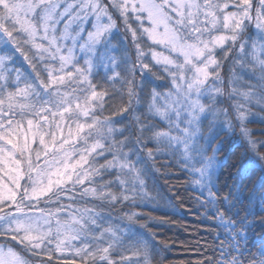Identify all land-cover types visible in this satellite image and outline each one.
<instances>
[{"label": "snow or ice", "instance_id": "6c2138e0", "mask_svg": "<svg viewBox=\"0 0 264 264\" xmlns=\"http://www.w3.org/2000/svg\"><path fill=\"white\" fill-rule=\"evenodd\" d=\"M256 121L264 0H0V264H163L160 158L222 230L207 264H264Z\"/></svg>", "mask_w": 264, "mask_h": 264}, {"label": "trees", "instance_id": "16d2710c", "mask_svg": "<svg viewBox=\"0 0 264 264\" xmlns=\"http://www.w3.org/2000/svg\"><path fill=\"white\" fill-rule=\"evenodd\" d=\"M248 127L255 138H264V123L256 121ZM224 139L227 141L226 151L238 152L228 137ZM168 163L170 160L166 158L155 163V168L160 171L148 185V192L154 199L145 201L137 209L150 217L146 221L148 229L141 231L146 233L145 238L152 239L159 253L157 259L162 258L163 264H207L205 257L219 256L216 249L225 237L221 234L218 240L217 233L222 230L213 219L206 218L205 210L196 203L199 193L190 183L192 177L175 165L168 169L160 167ZM227 171L236 174L235 168L227 169L225 175ZM259 231L258 228L257 235Z\"/></svg>", "mask_w": 264, "mask_h": 264}, {"label": "rangeland", "instance_id": "374dc122", "mask_svg": "<svg viewBox=\"0 0 264 264\" xmlns=\"http://www.w3.org/2000/svg\"><path fill=\"white\" fill-rule=\"evenodd\" d=\"M85 27H87V25H85ZM78 55H79V53H78ZM57 264H59V263H57Z\"/></svg>", "mask_w": 264, "mask_h": 264}]
</instances>
